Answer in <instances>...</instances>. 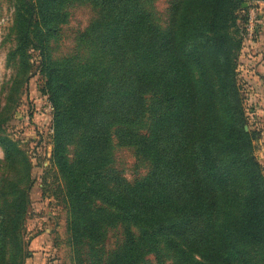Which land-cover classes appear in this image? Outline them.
I'll list each match as a JSON object with an SVG mask.
<instances>
[{
  "label": "trees",
  "instance_id": "16d2710c",
  "mask_svg": "<svg viewBox=\"0 0 264 264\" xmlns=\"http://www.w3.org/2000/svg\"><path fill=\"white\" fill-rule=\"evenodd\" d=\"M7 1L9 94L32 70L42 79L76 264H264V172L236 71L247 0H171L164 21L154 0ZM74 2L95 15L77 53L55 57L51 41ZM9 104L0 107V264H24L34 179L4 129ZM115 144L148 172L130 182L113 165ZM118 227L121 241L105 249Z\"/></svg>",
  "mask_w": 264,
  "mask_h": 264
},
{
  "label": "rangeland",
  "instance_id": "374dc122",
  "mask_svg": "<svg viewBox=\"0 0 264 264\" xmlns=\"http://www.w3.org/2000/svg\"><path fill=\"white\" fill-rule=\"evenodd\" d=\"M170 1H153V9L163 21ZM246 2L247 10L237 12L241 17L246 15L249 22L246 23L245 35L236 58L237 84L248 125L257 132L254 154L264 172V1ZM13 11L9 1L0 0V107L9 100L4 129L27 153L32 163L31 175L34 180L23 234L28 253L25 260L29 256L33 257L31 253L37 252L36 264H76L75 256L67 243V207L58 190L57 174L49 163L52 108L46 95L40 92L42 79L32 70L33 74L21 83L19 90L15 94H9L15 76V69L6 60L13 45L10 35ZM68 11V22L61 26L51 41L55 57L77 53V37L95 15V10L88 3H71ZM31 56V61L35 63L36 52L33 51ZM2 156L0 148V158ZM113 165L130 182L144 176L150 168L149 162L138 156L132 147L116 144L113 148ZM121 238L119 227L110 230L104 244L105 249L115 248ZM35 239H38L33 248L36 251L31 252V241ZM82 258H87V255H82Z\"/></svg>",
  "mask_w": 264,
  "mask_h": 264
},
{
  "label": "crops",
  "instance_id": "0c3cea01",
  "mask_svg": "<svg viewBox=\"0 0 264 264\" xmlns=\"http://www.w3.org/2000/svg\"><path fill=\"white\" fill-rule=\"evenodd\" d=\"M37 240L38 239H35L34 241L32 240L31 242V245H30V250H31V252H33V251H36L35 249H33V248H35V245L37 244L36 242H37ZM33 250V251H32ZM36 253L37 252H33V253H31L32 255H33V257L32 256H29L30 258L29 259H26L25 260V264H36V260L35 259H37V255H36ZM39 259V261H40V257L38 258ZM35 260V261H34Z\"/></svg>",
  "mask_w": 264,
  "mask_h": 264
},
{
  "label": "built area",
  "instance_id": "2783aa9c",
  "mask_svg": "<svg viewBox=\"0 0 264 264\" xmlns=\"http://www.w3.org/2000/svg\"><path fill=\"white\" fill-rule=\"evenodd\" d=\"M247 23L249 24V22H247ZM246 27H247V24H246L245 27H244L243 37H244V35H245ZM248 28H249V27H248ZM248 31H249V29H248Z\"/></svg>",
  "mask_w": 264,
  "mask_h": 264
},
{
  "label": "water",
  "instance_id": "95a60500",
  "mask_svg": "<svg viewBox=\"0 0 264 264\" xmlns=\"http://www.w3.org/2000/svg\"><path fill=\"white\" fill-rule=\"evenodd\" d=\"M247 6V2L242 3V7H246ZM245 129H247V127H245Z\"/></svg>",
  "mask_w": 264,
  "mask_h": 264
}]
</instances>
